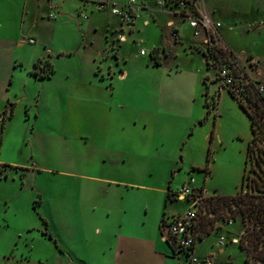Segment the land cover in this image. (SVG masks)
Masks as SVG:
<instances>
[{
	"label": "rangeland",
	"instance_id": "1",
	"mask_svg": "<svg viewBox=\"0 0 264 264\" xmlns=\"http://www.w3.org/2000/svg\"><path fill=\"white\" fill-rule=\"evenodd\" d=\"M89 1L0 0V64L7 69L12 59L17 61L18 66L14 69L13 84L10 86L16 102L8 104V107L15 104V109L13 117L8 119L4 126L6 105L0 100V264H111L102 253L108 250V242L119 231L123 229L125 232L126 228L133 230L136 227L140 235H153L150 230L163 213L165 192L169 186L173 193H178L187 186L191 191L203 190L207 197L218 193L235 195L241 189L245 173L250 167L257 171L259 168L264 170V154H261L259 159L248 160L247 152L252 139L250 121L237 100L228 91L219 89V82L215 80V69L202 64L201 58L196 61L197 65H200L202 75L208 71L212 80L205 77L207 82L199 84L200 98L195 106L194 123L188 119L181 120L182 123H177L178 119L175 122L168 120L167 130L149 135L157 143L165 141V145L159 148V153L151 161L141 156L135 173L124 170L119 175L115 172L116 176L103 175L123 183L109 187L96 180L67 174L74 173V170L53 167V173L45 171L38 174V178L34 180L33 175L27 174L26 168L17 171L10 168L11 165L1 163L18 161L19 166H25L31 162L32 152H36L35 158L41 150L47 149L46 143L50 141H54L51 144L55 153L63 145L69 148L73 144L72 136L57 137L54 134L50 137L43 131L46 126L43 122L46 116L51 115L52 110L62 109L59 108L60 103H57L55 96V84L58 80L65 79L67 70L75 69L80 81L86 82L85 85L87 79L95 74L85 55L80 53L78 57L60 59L57 66L54 64L56 79L50 83L38 82L31 76L30 71L39 58L43 57L46 49L53 52L68 50L76 45L80 36L82 37L81 33L87 35L88 39L98 41L100 36L93 29L86 27L85 30L80 25L86 21L80 17L81 13L97 19V22L105 15L98 9L92 12L91 8H97L98 5L91 3L92 0ZM139 1L141 5L142 1ZM149 1L159 8L156 3L164 0ZM206 1L208 8L209 1ZM103 2L121 5L129 0ZM142 10L145 11L144 8ZM51 14H54V19H50ZM150 21L153 22L152 17ZM244 21L239 24L241 30L238 29L236 34H232L240 48L254 50L260 57L259 70L264 78V31L253 32L250 28L249 32L247 22ZM30 39H34L36 43H29ZM248 58L252 60L255 56L251 54ZM256 67L255 71L259 65ZM152 78L153 76L147 74V80ZM105 83L118 87L117 82L109 79H106ZM207 100L211 108L205 106ZM90 108L88 103H73L68 109L65 108L63 120L70 122L74 120L73 115L80 117V113L88 112ZM37 115L40 118L37 125L40 128L38 143L32 135L37 132L35 127L32 129L34 117ZM168 116L162 115L161 119ZM126 134L131 135V131L127 129ZM53 161L59 162L56 158ZM23 174L26 175L22 176ZM249 174L245 182L250 183L257 176ZM128 183L140 185L141 191L128 189L134 187ZM146 185L154 187L155 192L144 193L142 187ZM41 191L44 192L42 195ZM104 194L107 197H103ZM121 195H124L130 217L122 215L108 218L102 216L103 208H99L94 214L89 213L86 208L80 215L75 213L73 216L56 209L58 201L69 202L72 198L79 208L80 204L75 197L83 201L84 208L86 200L91 199L99 200V206L109 208L113 205L118 209ZM37 202L40 204L34 209ZM169 204L171 206L168 208V216L171 218L184 214L192 206L187 198L175 199L173 202L169 201ZM143 218L148 221L146 226L133 224V221L141 223ZM232 222L217 221L215 226L219 229L197 243V264H245L246 254L239 245H233L231 242L232 239L239 241L244 233L245 223L241 219ZM98 229L101 230V235L97 234ZM47 233L51 234L53 239L45 235ZM221 238L226 240L223 245H219ZM170 251L173 254L171 249ZM85 257L89 258V262ZM170 257L176 264H180L178 258L172 255Z\"/></svg>",
	"mask_w": 264,
	"mask_h": 264
},
{
	"label": "crops",
	"instance_id": "2",
	"mask_svg": "<svg viewBox=\"0 0 264 264\" xmlns=\"http://www.w3.org/2000/svg\"><path fill=\"white\" fill-rule=\"evenodd\" d=\"M85 1L90 2L89 0ZM141 1L146 12L139 8V18L133 29L122 26L115 16L106 12L98 22L97 19L94 20L87 16L86 18L81 17L86 20L83 24L80 23L81 27L85 30L86 27L89 30L93 29L100 36L98 41L88 39L87 35L81 33L82 37L80 36L72 48L56 52L46 49L43 57L39 58L49 59L55 69L60 59L78 57L81 53L85 55L88 65L95 72L93 77L87 79L85 85L86 82L80 81L75 69L67 70L65 79L58 80L55 84L57 103H60L59 108L63 110H52L51 115L46 116L43 122L46 124L43 131H46L50 137L54 134L57 137L61 135L67 138L72 136L74 138L73 144L69 148L63 145L55 153V148L51 144L54 141H50L46 143L48 150H41L35 158L36 152L33 151L32 157H30L31 164L28 163L25 166H19L18 161H12L9 164L8 161H1V163H7V165H11L10 168L17 171L26 168L27 174L33 175L34 180L38 178V174L45 171L53 173V168H62L74 170V173L67 172L69 175L96 180L111 187L123 182L110 180L109 177L103 176L104 174L116 176L124 170L135 173L138 168L137 162L141 156H145L148 161H151L159 153V148L165 145V141L157 143L149 135L167 130L169 127L168 120L175 122L178 119L177 123H182L181 120L188 119L189 122L194 123L195 106L200 98L199 84L207 82L205 77L212 80L208 71V74L202 75L200 65H197L196 62L201 58L200 62L207 65L206 58L202 54V36H195L188 21L181 16L167 9L154 7L153 2L149 0ZM208 1L207 8V1L199 0V9L208 14L213 21L220 22L223 43L238 56L242 63L247 62L248 55L254 54L253 60L258 63L259 68L254 70L253 76L264 82L259 70L260 57L255 54L254 50L248 51L240 48L232 34L233 32L236 34L238 29L241 30L239 24L245 19H248V21H244L247 22L248 31L250 28L253 32L264 31V0ZM100 2L103 0H92L91 3L97 6ZM95 9L100 11L98 6L91 8V11ZM150 17H152L153 22L150 21ZM237 21H239L238 24ZM175 31L177 35L173 36ZM118 36H122L123 41L115 55L112 56L109 45L111 41L118 42ZM23 45L19 44V46ZM156 49H158L157 57L160 64H157L151 55L152 51ZM142 50H144L145 55L141 54ZM16 63L17 61L11 59L7 69L1 67L0 64V100L6 105V109L9 103L16 102L11 94L12 88H10L13 84L14 69L15 67L18 68ZM147 74L153 78L147 80ZM31 76L38 82L50 83L56 79V69L50 79H39L33 74ZM106 79L114 81V83L117 82L118 87L113 86V84H106ZM85 90H89V92H85ZM77 102L80 104L88 103L91 105L90 110L78 113L80 117L74 113V120L64 122L65 108L68 109ZM208 106L211 108V105ZM243 112L251 124L249 115L244 110ZM162 115L169 116L161 119ZM38 119H40L38 115L34 117L32 128L35 127L37 131L35 135L32 133L33 138L37 139L36 143L40 138L38 135L40 128L37 127ZM127 129L131 131V135L126 134ZM27 134L29 133L27 132ZM36 149L37 147H35ZM54 158L58 159L59 162L55 163ZM26 161L28 162L27 158ZM24 175L26 174L22 176ZM124 184H126L125 181ZM128 184L133 185L132 183ZM133 186L128 189L134 188L141 191L140 185ZM142 188L144 193L155 192V188L149 185ZM168 192L169 189L165 192L166 201L163 213L153 223L152 226L154 227L150 230L153 235H140L136 227L133 230L126 228L125 232L122 229L108 242V250L106 249L102 253L104 257H107L109 263L176 264L170 257L172 255L171 247L164 240L161 229L164 217L169 215L168 208L171 206L169 201H174L173 198V201L168 198ZM43 193L41 191V195ZM103 197H107V195L104 194ZM75 198L80 204L79 208L76 206L74 198L69 202L66 200V202L58 201L57 203L56 200L57 211H63L68 213L67 215L73 216L75 213L80 215L81 211H85L86 208L92 214L99 208H103L101 209V211L104 210L102 216L108 218H116L122 215L130 217L131 215L127 209V203L124 201V195H121V204L118 209L113 205H110L109 208L99 206V200L92 201L91 199L86 200L84 208L83 201ZM42 204L43 200L40 204L41 207ZM120 223L122 225V222ZM147 223L146 218H143L141 223L133 221V224L144 226ZM97 234L101 235L100 229H98ZM237 243L235 245H238ZM85 259L89 262V258L85 257Z\"/></svg>",
	"mask_w": 264,
	"mask_h": 264
},
{
	"label": "built area",
	"instance_id": "3",
	"mask_svg": "<svg viewBox=\"0 0 264 264\" xmlns=\"http://www.w3.org/2000/svg\"><path fill=\"white\" fill-rule=\"evenodd\" d=\"M139 0H129L126 4L116 5L110 2H100L98 8L103 12H110L115 16L122 26L133 29L139 18V8H144ZM199 0H164L157 5L161 9L181 16L189 22L195 36H202L203 55L206 58L208 68H214L216 72L215 80L219 82V89L228 91L235 95L237 101L247 107L252 114L259 110V105L264 108V82L253 76L257 62L247 59L246 64L235 55L222 41L220 33V22H215L208 14L199 9ZM54 19V14L49 15ZM87 14L81 13L82 18ZM176 31L173 36H176ZM123 41L122 36H118V42L111 41L109 51L112 56L119 49ZM29 43L35 44L34 39ZM145 55L144 50L141 51ZM214 105V102L212 103ZM256 111V112H255ZM255 136L250 141V158H260L264 154V134L259 125H255ZM249 145V146H250ZM193 183V181H192ZM173 200H185L192 203V206L184 214L170 217L166 215L161 223L164 240L173 249L172 257L178 258L180 264H197L196 256L197 243L202 240L200 231L201 216L199 209L207 197L203 190L191 191L187 186L178 193H172ZM233 223V222H230ZM219 245H223L225 238H221ZM237 239H232V243H237Z\"/></svg>",
	"mask_w": 264,
	"mask_h": 264
},
{
	"label": "trees",
	"instance_id": "4",
	"mask_svg": "<svg viewBox=\"0 0 264 264\" xmlns=\"http://www.w3.org/2000/svg\"><path fill=\"white\" fill-rule=\"evenodd\" d=\"M157 50H153L151 55L159 63L157 57ZM203 54V53H202ZM55 72V69L49 59L42 61L40 59L31 70V74L39 77V79H50ZM98 73V72H97ZM232 96L237 100L235 95ZM209 98V96H207ZM238 102V101H237ZM239 103V102H238ZM205 105L209 107L208 100ZM243 110L249 115L252 124V135L255 136V125H259L262 128L264 134V108L260 105L259 110L252 114V112L239 103ZM15 104L7 107L3 118V126L6 121L13 117V111ZM210 114V111H209ZM251 145L248 147V160L250 158ZM249 173H253L257 178L252 179L251 182H245L246 178H249ZM7 178L8 175L6 174ZM172 188L169 186L168 198L172 200ZM173 201V200H172ZM37 202L34 209H37ZM201 216L200 231L202 240L206 236H210L214 230L218 228L215 226L217 221H223L226 223L236 222L241 219L245 223L244 233L238 241L239 248L246 254L245 264H264V170L259 168L255 170L250 167L245 173L243 178L241 189L235 195H221L217 194L205 199L204 203L199 209ZM45 222V219H43ZM250 221L249 226L247 222ZM47 225V222H45ZM219 229V228H218ZM50 239H53L52 235L47 233ZM55 243L57 241L55 240ZM173 251V249L171 248ZM173 253V252H172ZM173 255H175L173 253ZM174 257V256H173Z\"/></svg>",
	"mask_w": 264,
	"mask_h": 264
},
{
	"label": "water",
	"instance_id": "5",
	"mask_svg": "<svg viewBox=\"0 0 264 264\" xmlns=\"http://www.w3.org/2000/svg\"><path fill=\"white\" fill-rule=\"evenodd\" d=\"M247 224L250 226L251 225L250 221H248Z\"/></svg>",
	"mask_w": 264,
	"mask_h": 264
},
{
	"label": "bare ground",
	"instance_id": "6",
	"mask_svg": "<svg viewBox=\"0 0 264 264\" xmlns=\"http://www.w3.org/2000/svg\"><path fill=\"white\" fill-rule=\"evenodd\" d=\"M235 244H236V242H235Z\"/></svg>",
	"mask_w": 264,
	"mask_h": 264
}]
</instances>
